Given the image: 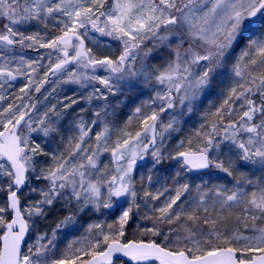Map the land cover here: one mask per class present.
<instances>
[{"label":"snow or ice","instance_id":"snow-or-ice-1","mask_svg":"<svg viewBox=\"0 0 264 264\" xmlns=\"http://www.w3.org/2000/svg\"><path fill=\"white\" fill-rule=\"evenodd\" d=\"M0 264H264V0H0Z\"/></svg>","mask_w":264,"mask_h":264},{"label":"rangeland","instance_id":"rangeland-1","mask_svg":"<svg viewBox=\"0 0 264 264\" xmlns=\"http://www.w3.org/2000/svg\"><path fill=\"white\" fill-rule=\"evenodd\" d=\"M21 30L26 31V32H34V31H37L38 28L36 26H32V27L24 26V27H21ZM27 55L29 57H35L36 54L34 52L29 51L27 53ZM153 55L156 56L157 58L152 59L150 57L151 62L153 64H159L161 62L160 56L167 58L168 52L164 51L163 53H159V54L154 53ZM23 83H24V81L21 80V81H18L16 84L20 85V87H21ZM53 87L56 88V96H55V99H51V103H55L57 99H63L64 96H72L74 91H76L75 86L63 85V84H46L45 89L42 91V93H44L46 89L51 90V88H53ZM65 92H67V93H65ZM35 94L36 93L33 94V97ZM152 94H153L152 90L150 88L145 87L144 91H143V95L132 97V99H130L128 102V106L122 108V110L119 111V122L121 124H123V122L127 119V116L131 114V109L134 108L135 106H137L142 100L148 99V97ZM218 94H219V89L214 87L211 94H209L207 96V98L204 100V102L200 105L199 111L192 114L190 116V118L185 117L182 119L183 131H184V128H186L187 123L190 121H192V123L195 122L197 127L199 126L200 123L203 122V120L201 119V112H203L205 109H207L209 107L210 102L217 103V104L219 103ZM35 101L38 102V109L41 112L43 111V106L45 104H48L50 106L48 101L43 100V96L41 94L35 99ZM83 106H84L83 103H81L80 105L74 106V107H75L76 111H79V108L83 107ZM90 115L91 114L89 112L85 116V118L89 119ZM164 119L166 122V117ZM97 130H99V129H97ZM185 133H188V131H186ZM181 136H182V133H181ZM102 160L104 161V163H108L109 162L108 154H104V156L102 157ZM243 170L247 171V169H243ZM145 171H146L145 169L139 170V172H145ZM173 171H174V168H172L169 164H165L163 166V170H161L156 175H158L160 177L161 182H163L165 179H168L170 177V173ZM139 172L137 173V179H139ZM221 175H223V174H221ZM256 175L259 176V173H257ZM205 178H207V177H205ZM214 179H215V177H214ZM226 179H230V178H226ZM219 182H225V180H220ZM156 186L158 187L159 185H156ZM53 219H54V216L50 217L49 221L47 223H51ZM82 231H83V229H80L78 231H73V232L69 233L68 236L62 241L60 247L62 248L64 246V244L67 243L68 239L78 237Z\"/></svg>","mask_w":264,"mask_h":264},{"label":"trees","instance_id":"trees-1","mask_svg":"<svg viewBox=\"0 0 264 264\" xmlns=\"http://www.w3.org/2000/svg\"><path fill=\"white\" fill-rule=\"evenodd\" d=\"M20 87V85H18V84H16L15 86H14V88L12 89V91L13 92H16V93H18V88ZM65 93H67V92H65ZM194 127H197L196 126V124H195V122H193L192 123V121H190V122H188L187 123V125H186V128H184V131H183V133H182V136L184 135V133L186 132V131H190L192 128H194ZM185 134H187V133H185ZM180 137H177V139H179ZM173 144L175 143V140L172 142ZM55 145H56V141H52V146L53 147H55Z\"/></svg>","mask_w":264,"mask_h":264},{"label":"water","instance_id":"water-1","mask_svg":"<svg viewBox=\"0 0 264 264\" xmlns=\"http://www.w3.org/2000/svg\"><path fill=\"white\" fill-rule=\"evenodd\" d=\"M45 86H46V85H45ZM42 90H43V89H42ZM42 90H41V91H42ZM39 94H40V93H37V94L35 95V97L37 98V97L39 96Z\"/></svg>","mask_w":264,"mask_h":264},{"label":"bare ground","instance_id":"bare-ground-1","mask_svg":"<svg viewBox=\"0 0 264 264\" xmlns=\"http://www.w3.org/2000/svg\"><path fill=\"white\" fill-rule=\"evenodd\" d=\"M44 89H45V88H44ZM44 89H43V90H44ZM43 90H42V91H43ZM42 91H41V92H42ZM36 94H37V93H36ZM39 95H40V94H39ZM33 98H34V100L36 99L35 95H34V97H33Z\"/></svg>","mask_w":264,"mask_h":264}]
</instances>
